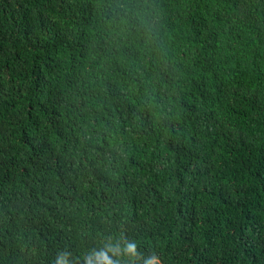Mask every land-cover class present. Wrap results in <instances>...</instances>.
Returning <instances> with one entry per match:
<instances>
[{
	"label": "trees",
	"instance_id": "1",
	"mask_svg": "<svg viewBox=\"0 0 264 264\" xmlns=\"http://www.w3.org/2000/svg\"><path fill=\"white\" fill-rule=\"evenodd\" d=\"M61 253L264 264V0H0V264Z\"/></svg>",
	"mask_w": 264,
	"mask_h": 264
},
{
	"label": "clouds",
	"instance_id": "2",
	"mask_svg": "<svg viewBox=\"0 0 264 264\" xmlns=\"http://www.w3.org/2000/svg\"><path fill=\"white\" fill-rule=\"evenodd\" d=\"M134 251V249H132ZM157 260L155 259H152L150 260L149 264H155ZM56 264H68V259H67V256L66 254H59L58 257H57V260H56Z\"/></svg>",
	"mask_w": 264,
	"mask_h": 264
}]
</instances>
